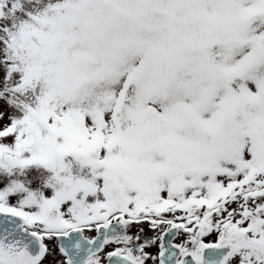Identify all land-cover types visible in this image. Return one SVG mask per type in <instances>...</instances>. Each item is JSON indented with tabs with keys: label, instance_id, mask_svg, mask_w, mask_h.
Returning <instances> with one entry per match:
<instances>
[{
	"label": "snow or ice",
	"instance_id": "snow-or-ice-1",
	"mask_svg": "<svg viewBox=\"0 0 264 264\" xmlns=\"http://www.w3.org/2000/svg\"><path fill=\"white\" fill-rule=\"evenodd\" d=\"M0 264H264V0H0Z\"/></svg>",
	"mask_w": 264,
	"mask_h": 264
}]
</instances>
